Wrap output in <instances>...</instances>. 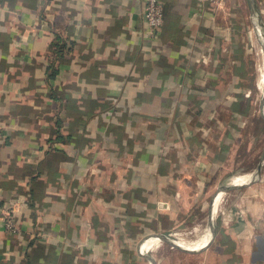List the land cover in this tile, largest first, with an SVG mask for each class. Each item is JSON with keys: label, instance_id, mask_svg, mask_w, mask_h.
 <instances>
[{"label": "crops", "instance_id": "0c3cea01", "mask_svg": "<svg viewBox=\"0 0 264 264\" xmlns=\"http://www.w3.org/2000/svg\"><path fill=\"white\" fill-rule=\"evenodd\" d=\"M144 2L0 0V264H264V0Z\"/></svg>", "mask_w": 264, "mask_h": 264}, {"label": "built area", "instance_id": "2783aa9c", "mask_svg": "<svg viewBox=\"0 0 264 264\" xmlns=\"http://www.w3.org/2000/svg\"><path fill=\"white\" fill-rule=\"evenodd\" d=\"M167 0H145L142 11V16L146 23L143 29L144 36L149 41H154L160 34V29L164 20V8ZM214 3H220L222 0H210ZM257 32L260 33L259 28L256 27ZM259 50L256 52L259 58ZM3 224L7 231L15 233L18 231V226L13 214V210L5 211L3 215Z\"/></svg>", "mask_w": 264, "mask_h": 264}, {"label": "bare ground", "instance_id": "6f19581e", "mask_svg": "<svg viewBox=\"0 0 264 264\" xmlns=\"http://www.w3.org/2000/svg\"><path fill=\"white\" fill-rule=\"evenodd\" d=\"M258 39V38H257ZM255 49V48H254ZM257 49V48H256ZM261 49V48H260ZM255 58H256V55H255ZM262 59V58H261ZM256 64V63H255ZM260 68H259V77H258V84H259V86L260 87H264V69H263V67H262V64H263V59H262V61L260 60ZM257 66V65H256ZM258 70V69H257ZM256 70V71H257ZM255 87V86H254ZM257 88H258V86H257ZM260 104V103H259ZM255 105V104H254ZM258 107V106H257ZM257 109V108H256ZM251 173V172H250ZM245 179H242V180H240V181H238V182H236V184L238 183L239 184V182H243ZM245 182V181H244ZM224 192V191H223ZM223 194V193H222ZM220 196V195H219ZM219 201V197L217 196V198H216V200L215 201ZM219 204V203H218ZM222 204V203H221ZM223 205H224V203H223ZM216 206V205H215ZM214 206V207H215ZM216 208V207H215ZM216 211V210H215ZM212 213V212H211ZM210 220H212V215L210 214V218H207V220H206V223H205V226L206 227H209V224H210ZM192 231V230H191ZM195 231V230H194ZM203 231H204V229H203ZM174 234V233H173ZM192 234V233H191ZM205 234V233H204ZM203 234V235H204ZM178 235V234H177ZM173 236L174 238H176V240L178 241V242H180L181 244H183V245H186L187 247H192V248H198V247H200V245L202 244L200 241H195V243H192V244H186L185 242V240H187L186 238L184 239V238H182L181 236ZM185 235H187V234H185ZM193 235H195L194 233H193ZM205 236V235H204ZM194 237V236H193ZM190 238V237H189ZM188 238V239H189ZM205 238V237H204ZM194 239H197V238H194ZM158 240V239H157ZM175 239H174V244L175 245H179V243L176 241ZM151 241H153V240H149V241H147L146 243H145V245H144V250H146L147 249V247L150 245V242ZM193 242V241H192ZM161 243V242H160ZM152 244V243H151ZM180 246V245H179ZM185 247V246H184ZM152 248V247H151Z\"/></svg>", "mask_w": 264, "mask_h": 264}, {"label": "trees", "instance_id": "16d2710c", "mask_svg": "<svg viewBox=\"0 0 264 264\" xmlns=\"http://www.w3.org/2000/svg\"><path fill=\"white\" fill-rule=\"evenodd\" d=\"M55 44H56V49H57V47H60L59 44L53 42V43L50 45V50H51V51H52V49L55 50V55H56V57L61 56V52H60V51H56V49H54L53 45H55ZM55 72H56L55 69L52 67L51 72L49 73V76H53V77H54Z\"/></svg>", "mask_w": 264, "mask_h": 264}, {"label": "water", "instance_id": "95a60500", "mask_svg": "<svg viewBox=\"0 0 264 264\" xmlns=\"http://www.w3.org/2000/svg\"><path fill=\"white\" fill-rule=\"evenodd\" d=\"M258 27H259V31H260V34L263 38V43H264V24H263L261 19H259ZM263 46H264V44H263Z\"/></svg>", "mask_w": 264, "mask_h": 264}, {"label": "rangeland", "instance_id": "374dc122", "mask_svg": "<svg viewBox=\"0 0 264 264\" xmlns=\"http://www.w3.org/2000/svg\"><path fill=\"white\" fill-rule=\"evenodd\" d=\"M263 138H264V134H263ZM260 140H261V139H260ZM206 220H207V216H206V218H205L204 221H203L204 225H205V223H206Z\"/></svg>", "mask_w": 264, "mask_h": 264}]
</instances>
